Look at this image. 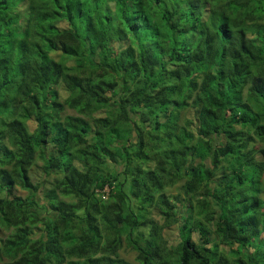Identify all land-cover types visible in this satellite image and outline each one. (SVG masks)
Here are the masks:
<instances>
[{
  "label": "trees",
  "instance_id": "16d2710c",
  "mask_svg": "<svg viewBox=\"0 0 264 264\" xmlns=\"http://www.w3.org/2000/svg\"><path fill=\"white\" fill-rule=\"evenodd\" d=\"M123 242L264 264V0H0V264Z\"/></svg>",
  "mask_w": 264,
  "mask_h": 264
},
{
  "label": "rangeland",
  "instance_id": "374dc122",
  "mask_svg": "<svg viewBox=\"0 0 264 264\" xmlns=\"http://www.w3.org/2000/svg\"><path fill=\"white\" fill-rule=\"evenodd\" d=\"M64 114H74V112L72 110L66 109L64 111ZM32 129V128H31ZM37 164H41L40 161L37 162ZM34 174V172H33ZM107 189V188H106ZM178 192V188H173L169 190V193L171 194H177ZM14 194L16 196H21L24 197L26 196L27 192L20 189L19 187L15 186L14 187ZM183 195V194H182ZM2 234V233H1ZM163 235H165V237L171 242H176V239H178V226L176 225H172L171 227H169L168 229L165 228L163 230ZM194 237H196V235L194 234ZM172 243V242H171ZM119 255L124 258L125 260H127L129 263L131 264H136L134 261V257H135V253L129 249L128 247H126L125 243H122V247L119 249Z\"/></svg>",
  "mask_w": 264,
  "mask_h": 264
}]
</instances>
